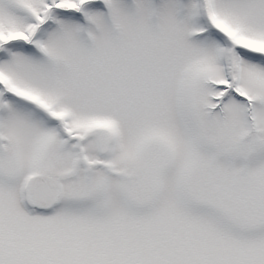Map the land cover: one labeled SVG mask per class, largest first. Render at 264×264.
<instances>
[{"label": "snow or ice", "instance_id": "6c2138e0", "mask_svg": "<svg viewBox=\"0 0 264 264\" xmlns=\"http://www.w3.org/2000/svg\"><path fill=\"white\" fill-rule=\"evenodd\" d=\"M0 264H264V0H0Z\"/></svg>", "mask_w": 264, "mask_h": 264}]
</instances>
